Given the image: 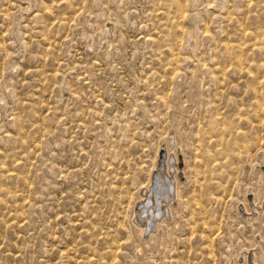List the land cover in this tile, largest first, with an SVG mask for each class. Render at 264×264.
Instances as JSON below:
<instances>
[{
    "label": "rangeland",
    "instance_id": "obj_1",
    "mask_svg": "<svg viewBox=\"0 0 264 264\" xmlns=\"http://www.w3.org/2000/svg\"><path fill=\"white\" fill-rule=\"evenodd\" d=\"M263 203L264 0H0V264H264Z\"/></svg>",
    "mask_w": 264,
    "mask_h": 264
},
{
    "label": "bare ground",
    "instance_id": "obj_2",
    "mask_svg": "<svg viewBox=\"0 0 264 264\" xmlns=\"http://www.w3.org/2000/svg\"><path fill=\"white\" fill-rule=\"evenodd\" d=\"M107 29L110 31L109 27ZM164 148L166 149L164 152L161 166H163V171H165L164 172L165 175L163 172H161L160 174L158 172L156 175L157 181H155L153 186L145 187L144 190L140 192L139 202L136 205L137 209L135 208L133 212L132 222L136 227V231L140 234L141 237L147 234L151 226L157 229L161 221H159V224L157 225L156 220L154 218L162 214L164 210H167V211L170 210V205H171L170 202H168L167 204H164V201H167L166 199H169L172 201L171 193H173L174 191V186L169 184L170 182L169 180L165 179V176L169 177L170 175V164H171L170 158H172V166L174 167L173 171L176 172V169L178 168L177 151L178 150L180 151V149L177 146V143L174 138H168L165 143ZM169 153L172 154V157H170ZM260 158L261 157H259V160ZM172 177H173L174 183L176 184L177 182L175 180L176 178L175 174H172ZM263 206H264V203H263ZM154 235L155 234L149 233L147 236L149 238H152V237L154 238ZM241 262L243 264L244 261H241Z\"/></svg>",
    "mask_w": 264,
    "mask_h": 264
}]
</instances>
